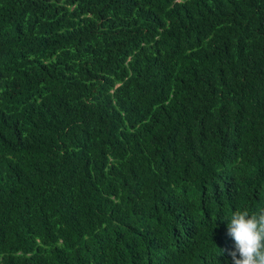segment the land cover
Wrapping results in <instances>:
<instances>
[{"label": "trees", "instance_id": "trees-1", "mask_svg": "<svg viewBox=\"0 0 264 264\" xmlns=\"http://www.w3.org/2000/svg\"><path fill=\"white\" fill-rule=\"evenodd\" d=\"M0 264H264V0H0Z\"/></svg>", "mask_w": 264, "mask_h": 264}]
</instances>
